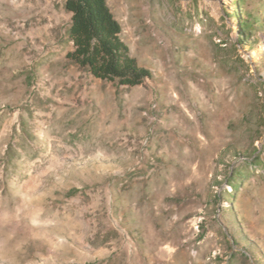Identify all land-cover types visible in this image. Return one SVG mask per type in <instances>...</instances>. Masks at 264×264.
I'll list each match as a JSON object with an SVG mask.
<instances>
[{
	"label": "rangeland",
	"instance_id": "374dc122",
	"mask_svg": "<svg viewBox=\"0 0 264 264\" xmlns=\"http://www.w3.org/2000/svg\"><path fill=\"white\" fill-rule=\"evenodd\" d=\"M106 1L141 84L0 0V264H264V0Z\"/></svg>",
	"mask_w": 264,
	"mask_h": 264
},
{
	"label": "trees",
	"instance_id": "16d2710c",
	"mask_svg": "<svg viewBox=\"0 0 264 264\" xmlns=\"http://www.w3.org/2000/svg\"><path fill=\"white\" fill-rule=\"evenodd\" d=\"M66 9L72 14L70 38L72 58L94 77L119 80L128 86L151 78L150 71L140 68L129 58L127 47L119 35L120 26L106 0H67Z\"/></svg>",
	"mask_w": 264,
	"mask_h": 264
}]
</instances>
